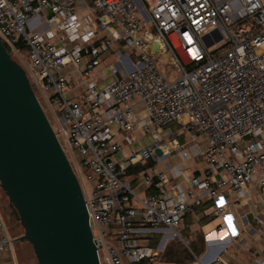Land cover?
<instances>
[{
    "label": "built area",
    "instance_id": "1",
    "mask_svg": "<svg viewBox=\"0 0 264 264\" xmlns=\"http://www.w3.org/2000/svg\"><path fill=\"white\" fill-rule=\"evenodd\" d=\"M0 39L14 56L28 52L31 83L54 109L75 172L92 183L87 193L80 181L101 262L105 249L109 264H168V242L183 239L185 216L205 199L213 201L215 216L229 215L224 189L241 203L256 184L264 207V0H0ZM107 54L116 57L110 68L117 77L101 87L94 72ZM167 54L177 74L171 79L157 63ZM69 65L85 78L81 99L68 95L73 76L63 69ZM172 124L194 143L186 147L174 135L127 152L137 133L158 139ZM172 148L184 160L207 162L205 175L190 177L187 188L169 185L157 168ZM151 161L135 178L155 192L140 194L130 171ZM2 228L0 215V264L10 245ZM155 234L162 236L152 245ZM194 257L189 264H227L221 254Z\"/></svg>",
    "mask_w": 264,
    "mask_h": 264
},
{
    "label": "water",
    "instance_id": "2",
    "mask_svg": "<svg viewBox=\"0 0 264 264\" xmlns=\"http://www.w3.org/2000/svg\"><path fill=\"white\" fill-rule=\"evenodd\" d=\"M0 187L38 264H104L79 177L26 68L1 39Z\"/></svg>",
    "mask_w": 264,
    "mask_h": 264
},
{
    "label": "crops",
    "instance_id": "3",
    "mask_svg": "<svg viewBox=\"0 0 264 264\" xmlns=\"http://www.w3.org/2000/svg\"><path fill=\"white\" fill-rule=\"evenodd\" d=\"M81 13L87 14L85 11ZM112 56V54L105 55L104 61L94 72V78L100 82L101 87L111 83L117 77L112 74L110 68L112 63L108 64V60ZM63 71L69 72L73 76L68 95L81 99L86 91L85 78L72 65L66 66ZM103 75L106 77L104 78ZM109 78L111 79L109 80ZM137 110L142 116L146 114L142 105H139ZM180 131L182 132L181 129ZM136 135L140 134L137 133ZM201 143L206 145L207 141L204 137L201 139ZM150 164L152 163L139 164L144 166V169L131 173L134 175L133 184L136 186V191L140 194L155 192L153 187L145 185L140 178H135L137 176L135 174L145 171ZM169 166H173V168L180 167L184 172L181 175H176ZM207 167V162L203 156H194L189 160H184L178 152L175 155L172 154L167 161L157 165L159 171L167 173L169 185L181 184L184 188L189 186V179L193 175L203 177ZM250 191L252 194L251 199L241 203L238 202V197L230 192L228 188L222 191L229 204V215L225 219L213 214V201L210 199H205L202 205L197 206L194 214L185 216L179 230L181 232L184 230L188 236L190 234H196L199 238H201V235L204 236L203 244L198 242L199 249L197 252L189 247L193 255V261L195 259L194 255L199 257L206 256V261H209L218 254L222 255L227 264H253V260L256 257L264 259V224L259 223L256 219V216H260L264 220V207L260 203L259 187L256 184H252ZM11 212L9 198L0 187V215L3 218L2 234L10 240V245L4 252L3 264H33V255L35 254L33 246L27 240L21 241L18 239L24 229ZM224 223L228 224V228L221 232L219 227ZM229 234L238 235V238L232 242L227 240L219 241L221 237H226ZM246 234L254 237L255 241L249 242L245 249L247 252H239L236 245L247 242V239H244ZM161 236V234L152 235L148 242H151L152 245H157ZM170 242H168L167 246ZM192 243L195 244L196 242L192 240Z\"/></svg>",
    "mask_w": 264,
    "mask_h": 264
},
{
    "label": "rangeland",
    "instance_id": "4",
    "mask_svg": "<svg viewBox=\"0 0 264 264\" xmlns=\"http://www.w3.org/2000/svg\"><path fill=\"white\" fill-rule=\"evenodd\" d=\"M214 48V46H213ZM170 55H166L165 57V60H162L160 62H157L158 63V66L160 67V69L162 70V72L166 75V77L168 79H171L172 77H175L177 76L176 72H175V68L172 64H170L169 60H168V57ZM13 57L19 62L21 63L27 70L30 78L32 79V68H31V65H30V60H29V57H28V52L26 50H23V53L21 56H14ZM116 61V57L115 56H112L109 58L108 60V64L110 63H114ZM111 78H109L110 80ZM33 88L46 112V114L48 115L54 129L56 132L60 131V124L54 114V109L48 104L47 100H46V96H45V93L41 90V88H39L38 86L36 85H33ZM174 135L177 136V138L181 141L182 145L186 146V147H189L190 145H192L194 142L190 139L187 138V136L182 133L180 131V126L178 124H172L170 125L169 127H166L164 128L160 134H159V138L157 139L153 133L151 132H148V133H144V134H140V135H136L137 139L134 141V144L133 146L127 150V152H130V151H134V152H138V151H141L143 150L144 148H150V147H153L155 146V144L161 140V141H164V142H169L172 138H174ZM59 139L68 155V157L71 159V161L73 162V166L74 168L76 167L75 164H74V160H73V155H72V149L66 144L65 142V139H64V136L62 135H59ZM172 154L175 155L177 153V150L174 148H172ZM117 157L118 159H122L123 156H122V153H118L117 154ZM78 177H79V180L84 182V186H85V190L86 192H90L91 191V188H92V183H89L85 180V177H84V174H78ZM83 179V180H82ZM257 231H259L257 229ZM22 234L24 231H21ZM182 233L185 235L183 237V239H180V238H172L169 243V246H172V245H175V246H180L181 248H185V249H188L189 252H191V249H193L192 247V240L193 242L195 241L196 243L198 242L197 240H200L199 236L196 235V234H190V236L192 235V237L188 236L184 230H182ZM196 233V232H195ZM188 239H187V238ZM244 239H247V242L245 244H241V243H238L236 246H237V250L242 251V252H247L245 251L246 247L249 245V242L250 241H255L254 240V237L252 236H248V234H246L244 236ZM191 247V249L189 248ZM34 254V253H33ZM101 256H102V259H103V262L104 264H109L107 261H106V251L105 249L101 250ZM33 264H38V261H37V258L35 256V254L33 255ZM170 264H177V263H170Z\"/></svg>",
    "mask_w": 264,
    "mask_h": 264
},
{
    "label": "trees",
    "instance_id": "5",
    "mask_svg": "<svg viewBox=\"0 0 264 264\" xmlns=\"http://www.w3.org/2000/svg\"><path fill=\"white\" fill-rule=\"evenodd\" d=\"M150 163H153V162L151 161ZM143 169H144V166L137 165L130 171V173H136V172H139L140 170H143ZM200 237L201 238H200V240H198V242H199V244H203L204 236L201 235ZM198 242L195 244L192 243V247H193V250L195 252H197L199 249ZM154 243H156V242H154ZM168 246H167L166 251L163 255V259L166 263L189 264L193 261V255L191 252H189L188 249L181 248L180 246H175V245H172L170 247H168Z\"/></svg>",
    "mask_w": 264,
    "mask_h": 264
}]
</instances>
